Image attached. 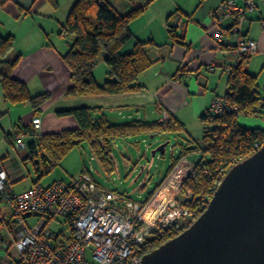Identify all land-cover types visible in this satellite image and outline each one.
Returning a JSON list of instances; mask_svg holds the SVG:
<instances>
[{"label": "crops", "instance_id": "1", "mask_svg": "<svg viewBox=\"0 0 264 264\" xmlns=\"http://www.w3.org/2000/svg\"><path fill=\"white\" fill-rule=\"evenodd\" d=\"M226 1L229 0H106L121 15L143 7L141 16L130 24L133 39L122 49L129 52L136 41L149 43L145 52L151 66L137 79L142 90L115 96L69 98L65 94L72 83L63 55L72 38L62 35L61 29L75 0H57L56 8L45 0H0V36L14 38L11 57H20L12 78L24 83L31 95H50L49 101L35 112L27 104L6 103L0 86V122L8 118L11 125L6 141L14 146L13 133L30 128L33 117L41 119V129L27 138V143L45 134L76 129L77 123L72 117H58L56 111L77 107L99 108L112 123L133 120L160 123L166 112L184 125L185 132L180 133L184 144L199 141L200 117L211 109L216 97L225 95L228 70L236 61L228 49L214 40L216 30L227 29L231 23L223 9ZM234 1L237 6H243V0ZM253 1L255 8L246 13L241 34L256 40L257 54L264 56V0ZM177 19L181 25L173 38L168 25ZM94 76L98 82L95 70ZM107 78L105 73L103 81ZM239 123L247 128L264 129V119L257 117H240ZM23 150L28 156L27 149ZM192 157L197 159L190 162L187 160L190 157H186L180 167L192 164V171L199 155L192 154ZM1 170L6 171L13 193L30 188L14 192L22 177L16 156H10L7 151L0 155ZM186 171L187 176L191 171ZM0 234L4 242H9L4 230ZM15 255L14 248L6 252L0 247V264H12Z\"/></svg>", "mask_w": 264, "mask_h": 264}, {"label": "trees", "instance_id": "2", "mask_svg": "<svg viewBox=\"0 0 264 264\" xmlns=\"http://www.w3.org/2000/svg\"><path fill=\"white\" fill-rule=\"evenodd\" d=\"M45 1L52 7H57V0ZM142 12L143 7H137L121 15L106 0H75L61 29L62 35L72 38L63 55L72 83L66 97L115 96L142 90L137 79L151 66L145 52V46L149 43L136 41L129 52H122L133 39L130 24ZM168 29L174 38L176 29L171 25H168ZM13 49L14 38L0 36V86L3 99L11 105L27 104L37 112L49 101L50 95H31L24 83L12 78V71L20 59L19 56L11 57ZM102 55L108 78L99 84L94 70ZM248 56L235 61L232 69L230 68L231 72H228L223 97L236 109L221 116L213 115L210 109L202 115L201 139L181 145V151L177 158L172 159L166 176L155 186L157 188L184 158L192 154L199 155L181 189L182 195L189 193L181 200L188 212V220L172 225L159 238L144 244V255L188 228L204 212L218 184L232 165L249 157L264 144V129L247 128L239 123L240 117L264 119V98L258 91L256 76L248 72L247 64L251 55ZM56 115L72 117L77 128L45 134L35 142L26 141L28 156L25 161L38 159L35 168L38 173L41 170V176L49 173L71 150L83 143L88 145L101 169L106 174H112L116 169L112 156V145L116 140L185 132L184 125L169 116L160 123L138 120L112 123L99 108L89 107L58 110ZM82 172L87 171L84 169Z\"/></svg>", "mask_w": 264, "mask_h": 264}, {"label": "built area", "instance_id": "3", "mask_svg": "<svg viewBox=\"0 0 264 264\" xmlns=\"http://www.w3.org/2000/svg\"><path fill=\"white\" fill-rule=\"evenodd\" d=\"M254 8L253 0H243L241 7L234 0L223 4L231 23L227 29H217L214 40L236 61L258 52L257 41L241 34L245 15ZM170 25L177 29L181 20ZM235 109L223 96L216 97L211 106L215 116ZM167 119L164 112L161 122ZM40 129L41 119L33 117L30 128L13 133L15 147L25 149L26 139ZM180 169L179 164L141 201L102 187L88 172L67 183L55 181L47 187L35 183L13 193L6 171L1 170L0 230L8 234L9 242L0 234V247L6 252L15 249L12 264H141L144 244L188 217L181 200L189 193H181L186 175L179 174ZM32 216L38 221L29 226L27 218ZM53 224L66 228L54 231Z\"/></svg>", "mask_w": 264, "mask_h": 264}, {"label": "water", "instance_id": "4", "mask_svg": "<svg viewBox=\"0 0 264 264\" xmlns=\"http://www.w3.org/2000/svg\"><path fill=\"white\" fill-rule=\"evenodd\" d=\"M167 144L152 156L164 154ZM141 264H264V144L226 172L188 228Z\"/></svg>", "mask_w": 264, "mask_h": 264}, {"label": "rangeland", "instance_id": "5", "mask_svg": "<svg viewBox=\"0 0 264 264\" xmlns=\"http://www.w3.org/2000/svg\"><path fill=\"white\" fill-rule=\"evenodd\" d=\"M67 42V41H65ZM130 45L127 46L129 49ZM250 74L256 76L258 91L264 96V56L253 54L247 64ZM106 66L103 62V55L100 56L99 62L95 68V74L98 82H104ZM162 118V116H161ZM4 119L0 122V155L9 152L10 156L14 155L17 159V169L22 177L21 181L15 186L14 192H20L33 184L39 183L47 187L55 181L69 182L72 177L85 169L93 179L102 187L124 195L128 199L141 201L145 199L167 174L173 158H177L181 151V134H157L141 135L138 137L125 138L116 140L112 145V156L116 163V169L112 174H106L100 167L99 163L93 158L90 149L86 143L71 150L61 163L52 170L41 176V170L38 173L35 168V161H29L26 150H18L9 144L5 135L11 131L9 120ZM11 130V129H10ZM168 143L165 147L164 154L157 152L152 156L151 152L163 143ZM183 143V144H182ZM194 156V155H193ZM190 162L196 160L192 155L187 156ZM185 160V158L182 160ZM186 161V160H185ZM189 164V163H188ZM191 171L192 164L182 165L179 174L186 175ZM184 219L183 221H187ZM38 221L37 216L27 218V224L33 226ZM64 225L53 224L51 229L54 231L65 230Z\"/></svg>", "mask_w": 264, "mask_h": 264}, {"label": "bare ground", "instance_id": "6", "mask_svg": "<svg viewBox=\"0 0 264 264\" xmlns=\"http://www.w3.org/2000/svg\"><path fill=\"white\" fill-rule=\"evenodd\" d=\"M257 7V6H256ZM252 56V55H251ZM249 57V56H248ZM251 58V57H250ZM237 63V62H236ZM230 68H231V66H230ZM232 69V68H231ZM231 72V71H230ZM233 166V165H232ZM13 183V182H12ZM12 185V184H11Z\"/></svg>", "mask_w": 264, "mask_h": 264}]
</instances>
